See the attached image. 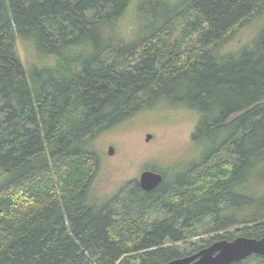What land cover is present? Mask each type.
Listing matches in <instances>:
<instances>
[{
    "label": "trees",
    "instance_id": "obj_1",
    "mask_svg": "<svg viewBox=\"0 0 264 264\" xmlns=\"http://www.w3.org/2000/svg\"><path fill=\"white\" fill-rule=\"evenodd\" d=\"M167 108L203 156L100 193L97 138ZM239 235L264 236V0H0V264H161Z\"/></svg>",
    "mask_w": 264,
    "mask_h": 264
},
{
    "label": "rangeland",
    "instance_id": "obj_2",
    "mask_svg": "<svg viewBox=\"0 0 264 264\" xmlns=\"http://www.w3.org/2000/svg\"><path fill=\"white\" fill-rule=\"evenodd\" d=\"M134 20V9L125 17L126 34L130 35V26ZM253 32V26L243 30L232 45H236ZM18 47L25 61H33L34 47L24 39H18ZM196 116L190 112L167 108L162 111H147L135 116L128 123L103 132L96 141V147L102 154V178L100 193L116 191L120 185L132 178H138L149 164H161L179 168L199 160L203 153L192 143ZM152 134L147 140V134ZM115 147L114 154L108 153V147ZM210 235L195 239L208 240ZM183 250L187 246L182 247ZM188 250V249H187Z\"/></svg>",
    "mask_w": 264,
    "mask_h": 264
},
{
    "label": "water",
    "instance_id": "obj_3",
    "mask_svg": "<svg viewBox=\"0 0 264 264\" xmlns=\"http://www.w3.org/2000/svg\"><path fill=\"white\" fill-rule=\"evenodd\" d=\"M152 134H147L150 140ZM115 147L110 145L108 153L114 154ZM163 174L152 169H144L139 176L141 187L150 191L163 181ZM253 254L264 255V236L261 238L239 235L233 240L221 239L201 248L199 251L181 256L161 264H232Z\"/></svg>",
    "mask_w": 264,
    "mask_h": 264
},
{
    "label": "flooded vegetation",
    "instance_id": "obj_4",
    "mask_svg": "<svg viewBox=\"0 0 264 264\" xmlns=\"http://www.w3.org/2000/svg\"><path fill=\"white\" fill-rule=\"evenodd\" d=\"M235 239V238H234ZM217 241V240H216ZM215 242V241H214Z\"/></svg>",
    "mask_w": 264,
    "mask_h": 264
}]
</instances>
